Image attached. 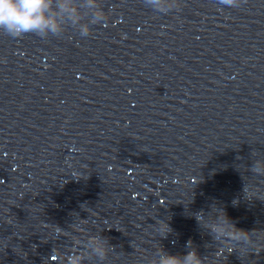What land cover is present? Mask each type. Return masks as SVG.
I'll return each instance as SVG.
<instances>
[{"label":"clouds","instance_id":"9594fccd","mask_svg":"<svg viewBox=\"0 0 264 264\" xmlns=\"http://www.w3.org/2000/svg\"><path fill=\"white\" fill-rule=\"evenodd\" d=\"M146 2L156 11H164L168 6L167 0H146ZM219 3L233 8L237 5V0H219ZM89 7L93 6V0H88ZM102 12L97 11L94 20L102 18ZM82 17L79 14V8L75 0H0V32L4 35L18 39L28 34H34L40 38L47 36H57L64 31V25L70 22L73 25L80 24ZM89 27L81 25L80 33L82 36L89 35ZM259 160H256L249 171L261 176ZM223 213V210H219ZM201 218L197 214V220ZM161 227L159 231L167 235L171 229L163 221L158 222ZM213 239L226 237L231 243L233 252L254 253L256 243L253 239L254 232H248L239 229L231 222L226 215H223L221 223L211 228ZM186 247L189 249L183 255L164 253L160 257L159 264H203L201 256L189 241ZM163 251V250H161ZM100 251V255H103Z\"/></svg>","mask_w":264,"mask_h":264}]
</instances>
